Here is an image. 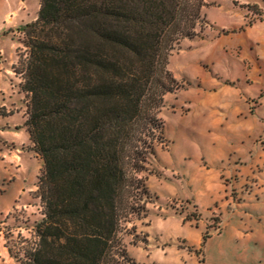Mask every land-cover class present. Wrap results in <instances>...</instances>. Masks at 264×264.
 Returning <instances> with one entry per match:
<instances>
[{"label": "trees", "instance_id": "1", "mask_svg": "<svg viewBox=\"0 0 264 264\" xmlns=\"http://www.w3.org/2000/svg\"><path fill=\"white\" fill-rule=\"evenodd\" d=\"M209 4L39 0L13 65L41 160L35 240L21 254L6 247L19 264H135L121 233L146 214L141 163L165 141L158 113L179 85L169 56L208 23Z\"/></svg>", "mask_w": 264, "mask_h": 264}, {"label": "rangeland", "instance_id": "2", "mask_svg": "<svg viewBox=\"0 0 264 264\" xmlns=\"http://www.w3.org/2000/svg\"><path fill=\"white\" fill-rule=\"evenodd\" d=\"M208 1L214 3L203 11L208 23L198 25L196 30L197 37H209L182 40L169 56L167 66L176 74L179 85L164 95L158 113L163 120L165 141L157 143L155 140V154L141 163L144 169L139 176L148 188L149 198H142L139 205L146 206V214L141 218L132 216L124 223L121 233L123 244L135 264L264 262V241L256 245L254 240L247 238L231 240L225 233L220 247L225 259L222 263L215 251L219 237L209 238L201 245L202 236L210 232L206 223L214 224L210 214L214 206L208 204V197L202 196L204 186L214 180L202 167L205 162L214 164V155L219 148L206 142L196 119H191L187 113L173 112L175 106L180 108L184 100L195 101L197 88H212L208 77L211 73L225 79V73L232 74L236 88H264V71L256 69V62L237 61V57L250 56L256 51L264 67V24L252 29L254 43L243 40V34L242 39L239 35L218 37L220 33L231 32L230 29L218 30L219 27L235 25L243 11L233 0ZM38 7L39 0H0V104L7 103L0 105L3 126L7 112L13 113L16 119L22 117L25 120L26 117V97L20 88L22 78L14 72L13 65L18 53L26 50L21 28L36 18ZM244 8L251 9L252 15L257 11L252 5ZM237 41L240 43L236 44ZM262 117L263 127L258 130L257 141L259 148L264 150ZM19 127H24L23 123ZM18 138L21 143L16 145L13 141L0 139V241L11 248L12 254H21L28 242L35 240L34 225L42 217V204L36 193L41 160L33 151L29 138L26 141L21 134ZM193 201L198 206L194 207ZM9 256L19 264L13 255ZM0 264L3 263L0 261Z\"/></svg>", "mask_w": 264, "mask_h": 264}, {"label": "crops", "instance_id": "3", "mask_svg": "<svg viewBox=\"0 0 264 264\" xmlns=\"http://www.w3.org/2000/svg\"><path fill=\"white\" fill-rule=\"evenodd\" d=\"M233 3L243 11L240 21L231 27H219L218 30L230 29L231 32L220 33L218 37L239 35L242 39L243 34V40L248 44L254 43V37H251L252 29L258 24H264V0H233ZM212 4L214 3L209 5ZM245 5L255 7L257 10L255 14H251V9H245ZM208 37L205 35L189 40ZM185 39L188 38L182 40ZM238 43L240 41L236 44ZM180 49L181 47L178 50ZM248 60L256 62L258 71H264V67L261 66L262 59L256 51L250 56L237 57L238 62L245 64ZM235 64L238 65L236 62ZM173 75L176 78V74ZM225 76L226 79L214 73L209 74L212 88H201L198 84L200 88L194 92L195 101L184 100L183 105L179 108L176 104V110L173 111L187 113L191 119H196L206 142L219 148L214 155V164L209 165L205 162L202 167L204 173L214 180V182L210 180V183L204 186L205 191L202 194L209 198L208 204L214 206L210 209L214 224L206 223V229H210V232L201 239L202 245L209 238L219 237L220 240L215 245L219 263L225 261L220 249L225 233L231 240L242 237L254 240L256 245L264 241V150L259 148L257 141L260 135L258 130L263 127L264 88H236L233 86V75L225 73ZM245 78H249L248 73ZM181 90L177 92V96ZM0 105L4 106L7 103L2 102ZM4 115L6 117L3 119L4 126L3 122H0V139L13 141L16 145L21 143L18 140V135L21 134L27 141L29 137L26 129L19 127L24 118L16 119L11 112ZM192 203L194 207L198 206L195 201ZM0 261L3 264H15L1 241Z\"/></svg>", "mask_w": 264, "mask_h": 264}]
</instances>
